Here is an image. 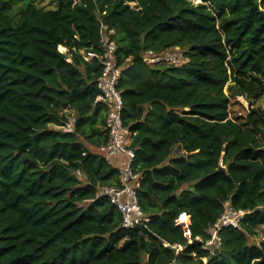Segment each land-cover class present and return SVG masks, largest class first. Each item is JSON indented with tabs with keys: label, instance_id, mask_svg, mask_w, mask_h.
<instances>
[{
	"label": "trees",
	"instance_id": "1",
	"mask_svg": "<svg viewBox=\"0 0 264 264\" xmlns=\"http://www.w3.org/2000/svg\"><path fill=\"white\" fill-rule=\"evenodd\" d=\"M199 1L0 0V264H264V239L248 242L264 225V107H251L264 94V0ZM100 20L118 63L129 59L122 119L146 228H122L96 196L119 183L97 153L101 66L79 53L97 48ZM174 46L187 61H142ZM238 96L250 108L230 117ZM65 108L72 132L49 127L67 122ZM226 200L249 212L211 250L197 237Z\"/></svg>",
	"mask_w": 264,
	"mask_h": 264
},
{
	"label": "built area",
	"instance_id": "2",
	"mask_svg": "<svg viewBox=\"0 0 264 264\" xmlns=\"http://www.w3.org/2000/svg\"><path fill=\"white\" fill-rule=\"evenodd\" d=\"M100 39L97 48L81 49L82 57L91 61L93 59L100 63L101 69L96 78L95 85L98 95L93 105L100 104L105 108V118L101 126L105 133V141L97 148V153L117 169L119 183L117 185L102 186L96 196H104L115 206L121 215V227L124 229L146 228L149 217L142 211L138 203L137 188L139 186L140 172L134 167L135 149L131 146L132 132L124 125L122 112L124 100L119 88V82L124 63L119 64L116 58L115 30L109 28L103 21H99ZM58 51L66 55L70 61L69 50L63 45H58ZM142 61L153 64L166 62L173 65H180L187 61L183 51L174 46L165 52H153L146 50L141 55ZM69 113L68 120L61 129L65 132H72L76 122V116L70 108L64 109ZM79 174V171H77ZM249 211L235 209L229 200L223 202V209L217 219L208 228L206 240L198 238L204 243V247L211 250L221 245L220 231L225 228H238L243 217ZM172 247H175L172 246ZM180 246H178V249ZM173 264V263H170Z\"/></svg>",
	"mask_w": 264,
	"mask_h": 264
},
{
	"label": "rangeland",
	"instance_id": "3",
	"mask_svg": "<svg viewBox=\"0 0 264 264\" xmlns=\"http://www.w3.org/2000/svg\"><path fill=\"white\" fill-rule=\"evenodd\" d=\"M35 4H39L41 6H46L48 7L50 5V0H32ZM199 0H196V2H198ZM27 2V1H19L16 5H14L13 7L15 9L19 8L20 6H23V4ZM253 108L256 107H260L263 108L264 107V94L257 99L252 106ZM248 108H250V106L248 105V102L245 100L244 97L242 96H238L235 98V100H231L230 102V106H229V116L233 117L234 115H240V114H244L247 112ZM49 127L54 128V129H61V126H54V125H50ZM92 151L95 152V148H91ZM256 231V235L254 236H250L248 237V242L249 243H255L258 244L261 240L264 239V225H261L259 227H257L255 229Z\"/></svg>",
	"mask_w": 264,
	"mask_h": 264
},
{
	"label": "water",
	"instance_id": "4",
	"mask_svg": "<svg viewBox=\"0 0 264 264\" xmlns=\"http://www.w3.org/2000/svg\"><path fill=\"white\" fill-rule=\"evenodd\" d=\"M198 2H200V1H198ZM218 170H219V171H223V170H224V167L221 166V165H219V166H218Z\"/></svg>",
	"mask_w": 264,
	"mask_h": 264
}]
</instances>
